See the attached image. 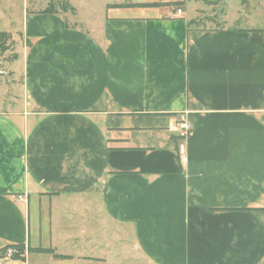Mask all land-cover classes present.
I'll list each match as a JSON object with an SVG mask.
<instances>
[{
	"label": "crops",
	"instance_id": "obj_1",
	"mask_svg": "<svg viewBox=\"0 0 264 264\" xmlns=\"http://www.w3.org/2000/svg\"><path fill=\"white\" fill-rule=\"evenodd\" d=\"M207 1L97 27L25 13L23 103L0 111V264H25L11 245L68 257L31 253L50 264H264V24Z\"/></svg>",
	"mask_w": 264,
	"mask_h": 264
},
{
	"label": "rangeland",
	"instance_id": "obj_2",
	"mask_svg": "<svg viewBox=\"0 0 264 264\" xmlns=\"http://www.w3.org/2000/svg\"><path fill=\"white\" fill-rule=\"evenodd\" d=\"M67 1L76 10L69 16V20L74 23L89 27H97L107 14L111 16H136L141 13L155 15L160 7H188L190 0H0V32L9 34V50L0 55V111L20 110L23 103L22 89L19 78L12 71V64L18 60L24 48L28 46L23 36L25 25V13L29 15H39L44 12L49 5H54L59 15L68 18L61 12L62 2ZM196 2L197 0H192ZM211 4L200 3V10L204 11L207 17L222 20L224 14L228 15V20H234L231 25L235 28H258L264 24V0H209ZM164 3V4H163ZM157 4V5H156ZM185 4V5H184ZM110 5V6H109ZM157 7V8H155ZM199 17H203L200 15ZM254 24H251L250 21ZM250 23V24H249ZM210 24L205 23L204 27ZM253 26V27H252ZM18 56L15 60L13 57ZM16 68L21 70L22 62L16 63ZM18 83L17 86L15 84ZM29 252V251H28ZM23 247L19 252V259H14L13 252L10 259L19 260L20 263L33 262L34 258H39L38 264H50L49 256L34 257ZM5 257V256H4ZM42 258V259H41ZM47 261V262H46ZM84 264V263H82ZM88 264V263H86ZM107 264H145L136 262H116L114 257L110 258Z\"/></svg>",
	"mask_w": 264,
	"mask_h": 264
},
{
	"label": "trees",
	"instance_id": "obj_3",
	"mask_svg": "<svg viewBox=\"0 0 264 264\" xmlns=\"http://www.w3.org/2000/svg\"><path fill=\"white\" fill-rule=\"evenodd\" d=\"M202 1H205L206 3H210L207 0H202ZM69 11L73 12V14L76 12V10L70 5L69 2H67V1L62 2L61 12L69 13ZM42 13L43 14H58L60 12L55 10L54 5H49V7ZM8 41H9V34L5 33V32H0V55L5 54L9 50ZM17 57L18 56L16 55L13 58L16 60ZM9 249H13L15 251L13 254L14 259L20 258L18 254L21 251V249H23V247L19 246V245H11V246H7V247L3 248L1 251L2 257L6 256V253ZM29 252L30 253L36 252V253L50 254V255H53L54 258L61 259V260L68 259V257H66V256L56 255L53 250L30 249Z\"/></svg>",
	"mask_w": 264,
	"mask_h": 264
},
{
	"label": "built area",
	"instance_id": "obj_4",
	"mask_svg": "<svg viewBox=\"0 0 264 264\" xmlns=\"http://www.w3.org/2000/svg\"><path fill=\"white\" fill-rule=\"evenodd\" d=\"M182 14V11L179 9L177 11V15L180 16ZM174 131L178 134L180 139L187 141L190 133H191V127L187 119V113H181L178 121L176 123V126L174 128ZM12 252L14 253L15 251L13 249H9L6 253V257H11Z\"/></svg>",
	"mask_w": 264,
	"mask_h": 264
}]
</instances>
